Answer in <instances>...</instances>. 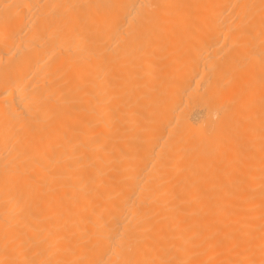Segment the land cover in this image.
I'll list each match as a JSON object with an SVG mask.
<instances>
[{
  "label": "bare ground",
  "instance_id": "bare-ground-1",
  "mask_svg": "<svg viewBox=\"0 0 264 264\" xmlns=\"http://www.w3.org/2000/svg\"><path fill=\"white\" fill-rule=\"evenodd\" d=\"M0 264H264V0H0Z\"/></svg>",
  "mask_w": 264,
  "mask_h": 264
}]
</instances>
